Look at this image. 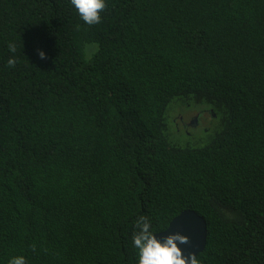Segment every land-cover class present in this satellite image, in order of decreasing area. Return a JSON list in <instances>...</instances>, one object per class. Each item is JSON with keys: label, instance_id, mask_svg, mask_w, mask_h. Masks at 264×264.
Segmentation results:
<instances>
[{"label": "trees", "instance_id": "16d2710c", "mask_svg": "<svg viewBox=\"0 0 264 264\" xmlns=\"http://www.w3.org/2000/svg\"><path fill=\"white\" fill-rule=\"evenodd\" d=\"M171 104L209 137L176 144ZM185 210L200 264H264V0H106L91 27L0 0V264H135L138 218Z\"/></svg>", "mask_w": 264, "mask_h": 264}, {"label": "clouds", "instance_id": "9594fccd", "mask_svg": "<svg viewBox=\"0 0 264 264\" xmlns=\"http://www.w3.org/2000/svg\"><path fill=\"white\" fill-rule=\"evenodd\" d=\"M69 4L83 25L89 27L100 23L101 12L106 8V0H69ZM7 47L10 53H16L14 42H9ZM38 56L44 59L45 53L39 51ZM16 63L14 56L7 60L9 67H14ZM135 229L132 235V246L136 249L135 264H200L195 255L185 256L178 246L188 243L187 236L179 232L158 235L153 229V222L143 215L136 221ZM7 264H28V261L24 255H17L10 257Z\"/></svg>", "mask_w": 264, "mask_h": 264}, {"label": "rangeland", "instance_id": "374dc122", "mask_svg": "<svg viewBox=\"0 0 264 264\" xmlns=\"http://www.w3.org/2000/svg\"><path fill=\"white\" fill-rule=\"evenodd\" d=\"M98 45L97 43H88L83 47V53H84V58L89 59L93 53L97 50ZM183 107L176 105V104H171L168 108V112L171 115L172 121H175L178 123L179 130L176 132L175 127L171 128L170 134L173 137V141H175L176 144L180 146H196L200 145L201 142L205 141L209 137V132L211 131V127L215 125L216 121L211 122L208 119V114L205 117L200 118V124L198 126H188L186 128L182 127V124L179 121V114H182L186 117V120H190L194 115L195 112H185L184 113ZM210 117V116H209ZM169 121V120H168ZM174 130V131H173Z\"/></svg>", "mask_w": 264, "mask_h": 264}, {"label": "water", "instance_id": "95a60500", "mask_svg": "<svg viewBox=\"0 0 264 264\" xmlns=\"http://www.w3.org/2000/svg\"><path fill=\"white\" fill-rule=\"evenodd\" d=\"M167 228L156 234L163 236L172 232H179L188 237L187 244L178 245L185 256L189 254L197 256L204 250L207 239V225L204 218L195 211L185 210L181 212L170 221L169 228Z\"/></svg>", "mask_w": 264, "mask_h": 264}, {"label": "flooded vegetation", "instance_id": "af4514ba", "mask_svg": "<svg viewBox=\"0 0 264 264\" xmlns=\"http://www.w3.org/2000/svg\"><path fill=\"white\" fill-rule=\"evenodd\" d=\"M193 111L194 110H187V113L188 112L190 113V112H193ZM194 112H195V115L188 121L186 120V117L184 115L179 114V121L182 124L183 128H186L188 126H194V127L198 126L200 124V118L207 116V113H208L206 111H201V110L194 111ZM208 119L210 120L209 117H208ZM175 125H176L177 131H180L179 127H178V123L175 122Z\"/></svg>", "mask_w": 264, "mask_h": 264}]
</instances>
